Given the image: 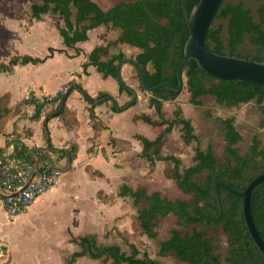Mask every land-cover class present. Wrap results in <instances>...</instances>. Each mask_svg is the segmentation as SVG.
<instances>
[{
  "label": "trees",
  "instance_id": "trees-1",
  "mask_svg": "<svg viewBox=\"0 0 264 264\" xmlns=\"http://www.w3.org/2000/svg\"><path fill=\"white\" fill-rule=\"evenodd\" d=\"M197 1L123 0L104 11L94 0H31L30 15L38 19L47 12L61 14L64 25L59 26L58 29L67 47H75L77 42L86 40L88 31L98 25L119 28L121 33L115 42H125L141 49L135 59L143 68L148 84L154 86L163 82L177 84V68L183 59V47L188 37L187 25L179 24L172 39L167 44L165 42L169 40L172 28L185 17V14H189ZM257 1L259 5L255 12L243 1H223L206 36V42L213 51L240 57L252 55L256 60L264 59V0ZM73 9L76 10L75 16ZM162 33H164V40ZM244 42L253 47L251 53L241 52L240 46ZM110 45H99L92 49L88 55V62L83 64L85 73L89 65H94L105 77L116 78L117 62L126 58V55L124 52L110 55ZM54 51L61 50L51 47L50 54L43 58L13 55L8 62H0V71H11L17 64L44 61ZM184 75L191 93V102L194 104L200 105L199 98L210 95L218 104L227 107L251 100H255L259 106H264L263 86L251 82L217 79L204 72L195 60L188 62ZM120 89L124 90L121 85ZM151 94L150 101L156 105L158 111H160L158 98L173 100L179 95L168 88L156 89ZM62 99L63 92H60L56 99L58 105L54 110L60 107ZM8 100L7 94L0 95V133L5 132L6 123L16 111V108L8 107ZM24 103L34 104V112L31 115L33 120L41 118L47 104L39 102L33 95L17 106ZM58 115L71 123L75 120L66 106ZM141 117L155 129L161 128L154 140L137 135L143 145V156L151 165H154L156 159L170 160L174 164L170 172L171 177L182 192L190 194V198L172 200L163 197L159 191L148 193L144 187L134 189L124 185L120 194L130 195L133 198V205L137 206L142 201L148 204L137 211L133 222L134 230L153 238L156 235L154 228L158 217L173 212L178 216V223L181 225L188 222H200L221 226L228 242L227 264H237L238 258L245 251L256 250L244 222L242 197L219 187L223 212L215 222L204 221V219L217 217L220 213L215 190V174L223 169H233L220 173L217 179L226 181L236 190L242 191L254 176L264 171V138L254 136L250 152L240 155L235 143L242 139V134L237 130L233 117H218L216 122L222 128L226 138L225 149L229 156L227 161L219 163L213 148L209 145L205 149H196L194 164L181 169L177 157L160 154L165 134L173 127L172 122L165 118L155 120L145 113ZM183 123L187 131L182 139L189 143L194 137L193 128L189 120ZM69 150L70 157L74 158L77 151L76 144H73ZM14 155L23 162L34 163L29 147L23 142L15 147ZM43 161L46 162V158ZM5 163L6 161L2 160L0 168ZM252 211L258 231L264 239V184L253 193ZM70 241L77 244L80 249L72 253L67 264H74L78 257L84 255L95 259L111 260V264H159L147 251H143L141 255V250L134 243L126 240L130 253L117 244H98L95 234L72 236ZM215 249L213 238L204 230L194 227L191 232H182L178 228H173L170 230L169 238L161 241L159 254L172 253L181 261L190 264H213L211 258L219 262V256L214 253Z\"/></svg>",
  "mask_w": 264,
  "mask_h": 264
},
{
  "label": "crops",
  "instance_id": "crops-1",
  "mask_svg": "<svg viewBox=\"0 0 264 264\" xmlns=\"http://www.w3.org/2000/svg\"><path fill=\"white\" fill-rule=\"evenodd\" d=\"M94 1L105 11L104 5L114 6L117 0H112L111 5L108 4L111 0H105L103 4L100 0ZM31 3V0H24L21 11L17 9V12L15 0H0V62H8L13 55L43 58L50 54L51 47L61 51H54L44 61L17 64L11 71H0V95L7 94L8 107L16 108L6 123L5 132L0 133V162L22 161L14 155L15 147L21 142L29 148L44 144L42 121L47 113L54 111L58 100L46 104L38 120L31 119L34 104L17 106L18 103L32 95L37 98L44 94L64 93L70 84L77 83L94 99L112 95L123 105L132 98V94L121 90L115 77H105L94 65H89L85 73L83 64L88 62L92 49L99 45L111 44L110 55L124 52L126 57L135 59L141 52L139 47L115 42L120 36V29L108 28L104 24L90 29L88 38L77 42L75 47H67L58 29L64 25L63 16L47 12L38 19L32 18ZM73 11L75 16L76 10ZM52 38L57 40L55 45L50 43ZM130 66L124 64L121 73L123 79L138 92V101L128 109L119 112L110 101L92 104L77 88H73L65 103L75 118L73 123L59 115L48 120L51 146L65 148L70 153V147L76 144V155L69 167L64 151L50 153L53 162L64 169L59 183L26 210L13 216L14 220H8L10 216L0 200V243L6 245L5 251V246L1 248L0 256H6L5 252H8L12 256L8 264L18 263L17 251L23 254L30 252L23 250L25 246H21V238H16L12 230L18 223L23 226L20 232L25 233L28 229V236L44 241V253L48 256L37 254L32 258L34 262L67 264L72 253L80 249L70 241L72 236L95 234L100 245L121 246L122 241L117 235L120 231L124 236L123 243L127 246L126 241L131 242L128 239L132 233L130 216L137 214L138 205H133L130 195L120 194L124 185L134 189L145 187L148 193L159 191L163 197L164 190L170 191L175 187L176 191L171 194L181 191L170 174L166 176L158 172L159 161L163 160L156 159L154 165L147 160L148 167L144 165L143 145L137 135L154 140L160 131L141 117L145 112L149 113L150 104L148 98L144 100L146 90L141 86L138 74L141 90L136 87ZM144 123L150 133L144 132ZM30 155L35 162L34 155ZM42 158L44 160L45 155ZM154 183L159 186L154 187ZM142 202L148 205L146 201ZM101 261L102 258L84 255L78 257L74 264H100Z\"/></svg>",
  "mask_w": 264,
  "mask_h": 264
},
{
  "label": "rangeland",
  "instance_id": "rangeland-1",
  "mask_svg": "<svg viewBox=\"0 0 264 264\" xmlns=\"http://www.w3.org/2000/svg\"><path fill=\"white\" fill-rule=\"evenodd\" d=\"M99 1V0H98ZM105 0H100L102 4ZM123 0H117L115 3H118ZM232 2L243 1L247 3L255 12L256 8L259 5L257 0H229ZM24 3V0H15V7L21 11V7ZM112 0L108 2L111 5ZM113 5V4H112ZM111 5V6H112ZM105 6V11L111 8V6ZM18 12V11H17ZM51 45H55L57 40L52 38L50 39ZM240 50L243 53H251L253 47L244 42L240 46ZM131 74L135 80L136 87L141 90V87L138 83L137 71L133 66H130ZM185 78V85L181 93L173 100H160V111L155 109V104L151 103L149 99L152 98L150 92L144 91V100L148 98V103L150 104V111L145 114H149L153 119L165 118L169 122H172L173 127L169 133L165 134L163 145L160 147L161 155H173L179 159V167L181 169L188 167L194 164V155L196 149H205L207 146L211 145L213 148L217 160L219 163H224L229 158L226 152V138L222 131L220 125L216 122L218 117L226 118L233 117L234 124L237 130L242 134V139L235 143V146L238 148V153L240 155H245L249 152V147L252 144L254 136L259 137L260 139L264 138V106H259L255 100H251L246 103H241L237 106L227 107L225 105H220L215 101V98L210 95L201 96L200 105H196L191 102V93L187 86V79ZM148 96V97H147ZM50 103V102H49ZM19 104V103H18ZM17 104V105H18ZM48 104V103H47ZM48 106V105H47ZM189 120L193 128V136L189 143H186L182 136L186 133L184 127V121ZM161 131V128H156ZM144 132L150 133L149 127L144 123ZM152 134V133H151ZM151 136H155V133ZM158 162V161H157ZM144 165L147 168L149 162L144 157ZM174 164L170 160L159 161L158 172H162L164 175L169 176L170 172L173 170ZM153 186L158 187L157 183H154ZM152 186V187H153ZM145 188V187H144ZM173 188V187H172ZM146 189V188H145ZM176 191L175 187L173 189L164 190L165 197H171L170 199H182L188 200L190 194H186L182 191H178L176 194H171L170 192ZM146 206L145 202H141L137 207V210ZM1 214V211H0ZM2 216V215H1ZM131 238H128L131 243H134L140 250L141 255L143 251H147L151 257L156 259L159 264H190L188 262L181 261L172 253H166L165 255L159 254L160 241L169 236L170 230L173 228H178L182 232H191L194 227L199 230H204L210 237L213 238V243L216 246L215 254L219 256V262L225 264L226 256L228 254V242L226 233L223 231L221 226L217 225H208L202 224L200 222L193 223L188 222L184 225L178 223L179 218L173 212L169 213L166 217L159 216L157 219V228L154 230L157 232V236L153 238L144 236L141 233H138L134 230L133 222L135 215H131ZM8 220L12 221L14 218L10 216ZM21 222V221H20ZM21 224L18 225L12 230L21 238V246H25L23 250H30L29 254L20 253L17 251L16 259L18 260L17 264H37L32 259L37 254L45 255L44 249L46 246L44 241L41 239H34L27 235L28 229L25 233L20 232ZM20 227V229H19ZM16 228L17 231H16ZM2 229V228H1ZM117 235L122 241L121 247L127 252L130 253V248L123 243L124 236L120 231H117ZM5 246V248H4ZM4 248L6 250V245L0 243V250ZM6 256H0V264H8L12 256L8 252H5ZM45 256H48L47 254ZM7 259V260H6ZM100 264H111L110 260H103Z\"/></svg>",
  "mask_w": 264,
  "mask_h": 264
},
{
  "label": "water",
  "instance_id": "water-1",
  "mask_svg": "<svg viewBox=\"0 0 264 264\" xmlns=\"http://www.w3.org/2000/svg\"><path fill=\"white\" fill-rule=\"evenodd\" d=\"M223 1L224 0H198L191 8L189 14H185V17L172 28L169 40L165 42V44H167L172 39L174 31L179 24L185 23L188 27V37L183 47V59L177 68V84L163 82L154 86H150L147 82L143 68L139 65L136 59L129 57L121 59L117 62L116 65V79L127 92H130L132 94V98L123 105H120L117 98L112 95H104L98 99H94L77 83L70 84L63 93V99L60 107L52 112L47 113L43 118L42 127L45 134L44 144L42 146H33L29 148V153L34 155L35 157V166L32 172V176H34V174L39 170L43 163L42 155H45L48 162L53 167L59 168L61 171L64 170L58 167L53 162L50 154L51 152L58 153L64 151L68 157L69 167L72 165V158L70 157V153L67 149L53 148L51 146V139L47 122L50 118L57 116L64 109L66 100L73 88H77L86 98V100H88V102L92 104L101 103L103 101H110L115 109L119 112L128 109L138 101V92L122 77L121 69L122 66L126 63L132 65L136 69L141 86L144 88V90L150 93L159 88H168L176 93H181L185 85L184 70L190 60H195L197 65L204 72L217 79L251 82L253 84L264 87V59L256 60L252 55L249 57H240L230 54H221L213 51L206 42L208 30L211 27ZM162 38L164 40V33H162ZM227 170L233 169H223L222 171L214 175L215 190L220 213L217 217L204 219V221H215L221 216L223 212L219 194V187H223L234 195L242 197L243 218L247 231L257 250L264 259V239L258 231L252 211V196L254 191L260 185L264 184V171L254 176V178L247 184L246 188L242 191H239L232 187L226 181L217 179V176L220 173ZM185 217L188 216L185 215ZM211 260L213 264H217V262L212 258Z\"/></svg>",
  "mask_w": 264,
  "mask_h": 264
},
{
  "label": "built area",
  "instance_id": "built-area-1",
  "mask_svg": "<svg viewBox=\"0 0 264 264\" xmlns=\"http://www.w3.org/2000/svg\"><path fill=\"white\" fill-rule=\"evenodd\" d=\"M59 93L44 94L37 97L41 103L56 100ZM34 163L8 162L0 168V200L5 212L13 217L26 210L46 191L60 181L61 170L48 161L42 163L32 176Z\"/></svg>",
  "mask_w": 264,
  "mask_h": 264
},
{
  "label": "flooded vegetation",
  "instance_id": "flooded-vegetation-1",
  "mask_svg": "<svg viewBox=\"0 0 264 264\" xmlns=\"http://www.w3.org/2000/svg\"><path fill=\"white\" fill-rule=\"evenodd\" d=\"M211 222H215V221H211ZM255 249L256 250H254L253 252L245 251L244 254L238 258L239 260L237 261V264H264L263 257L261 256L257 248ZM217 264H221V263L217 262ZM225 264H227L226 260H225Z\"/></svg>",
  "mask_w": 264,
  "mask_h": 264
}]
</instances>
